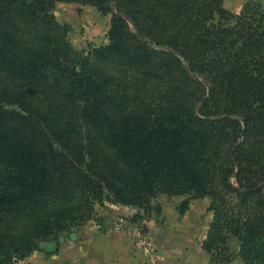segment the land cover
<instances>
[{"label":"trees","instance_id":"obj_1","mask_svg":"<svg viewBox=\"0 0 264 264\" xmlns=\"http://www.w3.org/2000/svg\"><path fill=\"white\" fill-rule=\"evenodd\" d=\"M57 3L111 15L77 51ZM160 195L210 199L211 263L264 264V5L224 0H0V264Z\"/></svg>","mask_w":264,"mask_h":264},{"label":"crops","instance_id":"obj_2","mask_svg":"<svg viewBox=\"0 0 264 264\" xmlns=\"http://www.w3.org/2000/svg\"><path fill=\"white\" fill-rule=\"evenodd\" d=\"M247 1L249 0H224V6L233 12H239ZM261 1L264 5V0ZM79 10L82 11L83 16L78 20L75 14ZM54 14L59 22L71 23L73 26H75L74 24L85 25L96 20L98 23H102L103 19L104 23H108L107 16L94 10V7L80 4L57 3ZM110 22L111 20H109V25ZM108 42L106 39L104 45H107ZM179 197L162 195L161 198L154 199L152 205L163 202L173 203ZM205 205L208 207L207 200ZM193 206L192 203L191 209ZM132 208L105 201L103 207L96 206V217L100 219L99 221L91 220L72 229L70 233L64 234L58 240H50V243L55 247L54 253L35 251L24 260L15 259L14 264H147L146 257L133 230L130 227H126L122 231L113 229L115 221L120 216L132 218ZM170 234L174 241L170 240L171 236H168L167 231H164L163 234L154 232L162 264H212L203 249L201 250L206 253H203L206 259L203 260V256H201L198 261L197 255L189 256L187 250L181 248L180 241H177V238L182 236L181 232L176 235L177 237H174L175 234L172 231ZM232 239L236 238L232 237Z\"/></svg>","mask_w":264,"mask_h":264},{"label":"rangeland","instance_id":"obj_3","mask_svg":"<svg viewBox=\"0 0 264 264\" xmlns=\"http://www.w3.org/2000/svg\"><path fill=\"white\" fill-rule=\"evenodd\" d=\"M94 10L98 11L96 8H94ZM75 15L79 20L82 18L83 13L81 10H79ZM54 16L56 18L55 14ZM111 17V15H107V24L104 23V19L102 23H98L96 20L85 25L80 24L79 26L76 24H74L75 26H73V24L71 23L59 22L57 18L56 21L61 25L66 24L71 27L72 31L69 34V41L71 45L77 51H83L85 54H87L92 48H99L101 46H104L105 40L108 39L107 33L110 29L109 20H111ZM108 25L109 27L106 30ZM158 197L161 198L162 195ZM186 199L187 196H182L178 199H175L173 203H155L146 215V217H148V219H150L149 221L151 222L149 228L146 230V234L153 242L154 246L157 248L160 261H162V258L159 253L160 250L158 249V243L154 237V232H156L157 234H163L164 231L168 232L169 237L171 236V231L175 234L174 237H177L176 235L180 234L181 232L183 237L181 236L177 238V241H180L181 248H185L189 256H192L194 254L197 255L198 261H200L201 256H203V260L206 259V256L204 255L206 253L201 249L203 241L206 239L209 225L213 219V214L208 212L210 199L206 198L192 200L190 201L188 211L185 214H180L181 203ZM206 200L208 201V207L205 205ZM192 203L194 204V206L191 209ZM170 240H173L172 236L170 237ZM229 248L231 252L230 261L226 263L214 264H243L241 258L239 257L238 240L231 238L229 240ZM208 259L210 260L209 255Z\"/></svg>","mask_w":264,"mask_h":264},{"label":"built area","instance_id":"obj_4","mask_svg":"<svg viewBox=\"0 0 264 264\" xmlns=\"http://www.w3.org/2000/svg\"><path fill=\"white\" fill-rule=\"evenodd\" d=\"M140 214H144L143 210L138 208L131 209L132 218ZM149 220L150 219L145 216L141 222H133L130 217L120 216L115 221L113 229L115 231H122L126 227H130L138 239V244L140 245V248L146 257L147 264H162L157 248L146 234V230L149 228L151 223Z\"/></svg>","mask_w":264,"mask_h":264}]
</instances>
